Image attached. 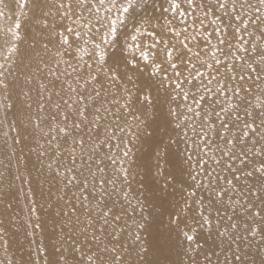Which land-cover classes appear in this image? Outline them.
<instances>
[{
    "label": "snow or ice",
    "instance_id": "snow-or-ice-1",
    "mask_svg": "<svg viewBox=\"0 0 264 264\" xmlns=\"http://www.w3.org/2000/svg\"><path fill=\"white\" fill-rule=\"evenodd\" d=\"M12 2L27 11L0 37V126L11 114L6 126L16 133L14 144L37 134L47 138V147L37 142L29 151L39 150L37 160L47 168L58 201L71 194L55 213L60 220L52 223L60 241L67 229L73 251L81 253L69 259L61 243L58 258L44 264H264V0ZM33 82L35 89L28 87ZM109 116L124 119V125L113 130L104 123ZM153 117L175 133L166 147L182 142L185 148L183 163L160 190L167 195L173 186L165 231L156 244L167 256L149 260L152 245L139 231L148 227L147 197L136 198L139 220L129 217L136 231L128 235L138 247L119 243L132 225L117 226L128 216L125 203L132 208L127 136H151ZM140 190L157 195L146 181ZM28 212L36 214L35 201ZM39 219L28 227L40 229ZM6 234L0 220V240ZM102 237L110 238L111 248L100 246ZM45 253L41 242L31 264H40Z\"/></svg>",
    "mask_w": 264,
    "mask_h": 264
},
{
    "label": "bare ground",
    "instance_id": "bare-ground-1",
    "mask_svg": "<svg viewBox=\"0 0 264 264\" xmlns=\"http://www.w3.org/2000/svg\"><path fill=\"white\" fill-rule=\"evenodd\" d=\"M5 3L8 4V7L0 8V11L5 13L4 16H0V37H2V30L11 25L20 13L27 11V9L19 8L12 0H5ZM148 3H151V0H148ZM116 15L118 13L113 10L112 16L115 17ZM2 43L3 40L0 38V44ZM26 47L27 44H22L21 50L23 51ZM0 63H4L2 58H0ZM6 67L8 66L6 65ZM64 69L65 66L61 65L60 71H64ZM17 75H19L21 87H25L23 85V76L19 73ZM28 87L35 89L37 85L33 82ZM25 90H27V87H25ZM16 91L18 92L19 89ZM31 95L33 101L32 113L34 114L37 110L35 101L38 99V96L35 90L32 91ZM13 98L23 100L22 96L16 97L15 94ZM54 99L56 98L54 97ZM112 110L114 112L115 108L113 107ZM2 118L3 112L0 110V119ZM12 119L13 117L10 114L8 121L5 122V126H0V151H2V154H0V173H3V176H0V187L4 189V192H0V220H3L7 226V234L3 235V240L8 241V245L5 247L3 240H0V264H9V262L11 264H31L37 258L36 250L41 242L46 249V253L39 256L40 264H44L45 259H57L60 254L57 252V248H60L61 243L63 244L62 250H66L64 254L69 259L73 256L79 259L81 253L73 251L72 241L67 238V229L64 230V241H60V229L58 226L54 228L52 223L53 219L60 220V218L55 216V213L64 206L66 200L71 198V194L69 193V195L65 196V201H58L56 189L48 182L47 168L42 167L37 160L39 150L37 152L29 151V149L37 147V142L47 147L45 143L47 138L41 139L39 134H37L34 138L29 137L21 144H14L13 138L16 136V133L9 132L6 126ZM125 119L132 125V131H135V122L132 121L131 117H126ZM104 123L112 125L113 130H116L117 124L119 126L124 125V119L117 122L113 116H109ZM149 123L152 124V127L148 128V132L152 133L151 136H141L139 140L132 138L131 133H128L127 136L130 141L128 147L132 149L130 153V166L133 173L130 177L132 195L129 199L131 200L132 208H136L137 212L133 213L132 208L128 207V204L125 203L124 207L128 211V216L123 217L120 225L117 227L119 228L125 223L132 225L130 229H125L124 233L119 237V243L130 249L138 247L139 242H135L133 236L128 235V232L132 231L133 234L135 233L136 229L132 224V219L138 221L140 216V206L136 198L138 197L141 201H145V197H147L143 215L149 218L148 227L147 230L140 229L139 231L141 238L146 244L152 245L147 258L153 260L164 259L167 256V252L163 255L157 252L156 244L160 238V234L165 231V225L167 224L166 202L173 200V186L169 185L167 195H164L160 190L163 188L165 178L169 173H172L177 166L183 163L185 145L181 142L172 144L171 147H166L169 134L175 136V133H171L170 128L162 124L157 117H153ZM4 132H9L7 138L3 135ZM117 135L121 134L117 131ZM5 142L8 145L6 151L4 150ZM102 151H107V149H102ZM13 152L15 155H12ZM6 157H10V159ZM43 159L46 166L48 158L44 157ZM125 167H129V164L126 163ZM37 169H41V171H37ZM158 169H162L164 175H159ZM17 176H20L21 179L17 180ZM26 180L30 181V183L25 182ZM142 181H146L150 189H155L157 195L153 196L151 191H145L141 195L140 182ZM29 189H31V192H29ZM73 191L75 190L73 189ZM161 195L164 196L163 200L160 199ZM32 201H35L37 212L35 215L30 216L28 206ZM72 202L75 203V201ZM9 203L12 207L6 209V205ZM77 207L79 208V204H77ZM37 217L40 218L41 228L34 229L28 227L29 222L33 224L37 222ZM129 217H132V219H129ZM81 218L83 219V217ZM90 232L91 230L89 231V235ZM109 239L102 237L100 246L107 245L111 248L112 244L109 243ZM79 240L81 242L84 240L83 235L79 237ZM95 250V247H93L92 251ZM83 251L87 254V245L84 246ZM131 258L135 259L134 254ZM171 258L175 259L176 257L173 255Z\"/></svg>",
    "mask_w": 264,
    "mask_h": 264
}]
</instances>
